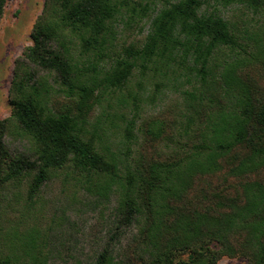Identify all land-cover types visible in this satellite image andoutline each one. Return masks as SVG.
Returning a JSON list of instances; mask_svg holds the SVG:
<instances>
[{"label":"trees","instance_id":"16d2710c","mask_svg":"<svg viewBox=\"0 0 264 264\" xmlns=\"http://www.w3.org/2000/svg\"><path fill=\"white\" fill-rule=\"evenodd\" d=\"M31 40L0 264H264V0H45Z\"/></svg>","mask_w":264,"mask_h":264},{"label":"rangeland","instance_id":"374dc122","mask_svg":"<svg viewBox=\"0 0 264 264\" xmlns=\"http://www.w3.org/2000/svg\"><path fill=\"white\" fill-rule=\"evenodd\" d=\"M45 0H5L4 13L0 21V120L11 115L10 86L16 59L26 46L32 43L31 32ZM146 28L147 22L141 23ZM139 27L129 33L134 38ZM145 31V30H144ZM8 147L14 153L28 151V142L6 137ZM45 199L59 206L64 200L58 183H50L44 191ZM218 264H247L243 258H222Z\"/></svg>","mask_w":264,"mask_h":264}]
</instances>
